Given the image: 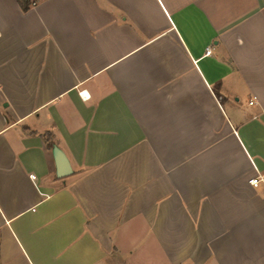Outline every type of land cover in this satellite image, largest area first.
Returning <instances> with one entry per match:
<instances>
[{
    "label": "crops",
    "instance_id": "obj_1",
    "mask_svg": "<svg viewBox=\"0 0 264 264\" xmlns=\"http://www.w3.org/2000/svg\"><path fill=\"white\" fill-rule=\"evenodd\" d=\"M0 264H264V0H0Z\"/></svg>",
    "mask_w": 264,
    "mask_h": 264
},
{
    "label": "water",
    "instance_id": "obj_2",
    "mask_svg": "<svg viewBox=\"0 0 264 264\" xmlns=\"http://www.w3.org/2000/svg\"><path fill=\"white\" fill-rule=\"evenodd\" d=\"M53 154L57 167V175L59 177H65L70 173V168L66 157L64 156L62 151H60L57 147L53 148Z\"/></svg>",
    "mask_w": 264,
    "mask_h": 264
},
{
    "label": "trees",
    "instance_id": "obj_3",
    "mask_svg": "<svg viewBox=\"0 0 264 264\" xmlns=\"http://www.w3.org/2000/svg\"><path fill=\"white\" fill-rule=\"evenodd\" d=\"M23 11H27L30 7V0H17Z\"/></svg>",
    "mask_w": 264,
    "mask_h": 264
},
{
    "label": "built area",
    "instance_id": "obj_4",
    "mask_svg": "<svg viewBox=\"0 0 264 264\" xmlns=\"http://www.w3.org/2000/svg\"><path fill=\"white\" fill-rule=\"evenodd\" d=\"M209 53H210L209 51L206 52V54H209ZM257 183H258V179H251L250 180V184H252V185H257Z\"/></svg>",
    "mask_w": 264,
    "mask_h": 264
}]
</instances>
